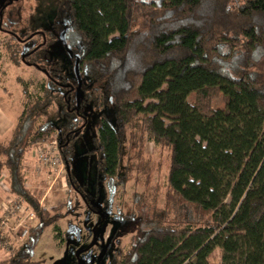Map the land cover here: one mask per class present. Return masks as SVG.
Instances as JSON below:
<instances>
[{
	"label": "trees",
	"instance_id": "trees-1",
	"mask_svg": "<svg viewBox=\"0 0 264 264\" xmlns=\"http://www.w3.org/2000/svg\"><path fill=\"white\" fill-rule=\"evenodd\" d=\"M56 19L80 55L82 91L97 109L116 111L114 124L102 118L97 147L88 152L105 155L111 194L125 144L137 146L141 159L147 136L170 159L164 211L136 215L139 234L112 264H210L216 249L222 264H264V0H59ZM10 38L14 62L19 55L31 63L22 41ZM61 76L53 78L66 82ZM52 89L43 88L46 98L35 106L24 103L10 142H0V179L7 170L9 192L35 211L21 142L57 140L55 122L46 118H68L61 157L69 168L79 132L64 93ZM220 95L224 107L213 109ZM67 178L78 189L72 174ZM135 202L151 207L143 196ZM38 213L28 249L0 264H42L32 250L47 227L58 231L62 216Z\"/></svg>",
	"mask_w": 264,
	"mask_h": 264
},
{
	"label": "rangeland",
	"instance_id": "rangeland-1",
	"mask_svg": "<svg viewBox=\"0 0 264 264\" xmlns=\"http://www.w3.org/2000/svg\"><path fill=\"white\" fill-rule=\"evenodd\" d=\"M10 2L11 0H0V14ZM58 8L59 0H19L5 12L4 30L0 31V96L5 94L7 113L13 119L14 126L18 124L24 103L35 106L38 99L46 98L43 88L53 87L52 90L63 93L60 85L58 87L60 78L50 77L54 72L53 68L59 69L55 77H60L59 72L61 71L68 79L74 78L75 73L73 62L59 41L51 44L47 60L39 62L38 67L20 62L19 55L17 59L19 63L16 64L17 61L14 62L16 59L10 50L12 44L10 37L13 35L8 36L5 33L6 29L15 31L17 38L24 40L23 45L29 48L28 50L35 48L43 42L41 34L36 32H56L54 22ZM27 33L32 37L31 40L25 41ZM50 38H53L49 39L50 41L55 39L53 36ZM85 81L90 89L89 79L85 78ZM60 84L68 83L61 82ZM25 92H27V98H25ZM83 94L88 97V92L83 91ZM85 96L83 112L87 120H82L78 125L84 124V129L74 144L71 172L87 200L97 208L101 204L104 205L106 210L110 211V215L103 221V216L93 213L81 194L69 184L66 164L58 148L60 138L56 140L58 134L54 135L55 140L39 141L29 147H26L28 140L24 139L21 146L27 151L24 157L25 184L30 194L37 200L39 211H35L25 199L9 192V174L5 170L3 172L5 177L0 179V191L9 194L12 200L20 202L26 209L25 216L32 213L35 219L27 220L26 227L29 231L26 239L20 238L23 230L18 232L19 238L8 234L2 237L3 231H0V241H2L0 261L14 255L17 249L26 248L31 231L39 223L38 212L40 211L47 210L50 216L59 214L62 216L58 223V231H55L54 227H47L34 250L33 261H39L42 264H112L115 255L127 249L139 234L140 223L137 220L139 215L144 214L142 217L147 219L156 212L164 211L165 183L170 166L168 152L156 146L146 136L147 142L140 159L137 146L130 143L125 144L122 170L114 179L118 186L114 188V194H111V184L108 179L103 180L106 167L105 155L101 152L91 154L88 152L97 147L96 138L102 118L105 117L114 124L116 111L113 106L106 107L103 111L93 109ZM194 98L193 95L190 102H193ZM211 105L213 109L223 108L222 96L213 99ZM58 109L59 105L54 104L51 111ZM46 119L54 121L55 126L63 120L58 113ZM46 119L40 118L36 122V129ZM26 120L27 118L23 119V128ZM57 131L60 132L58 128ZM11 137L4 143H9ZM39 147L45 154L58 158L59 163L56 166L41 163L36 152ZM138 195L145 197L151 207H138L135 202ZM7 203L8 201L5 205H8ZM68 203L73 210L72 213L67 209ZM67 211L70 212L69 216H67ZM10 241L13 248L5 245ZM221 258V250L216 249L209 258V262L210 264H222Z\"/></svg>",
	"mask_w": 264,
	"mask_h": 264
},
{
	"label": "flooded vegetation",
	"instance_id": "flooded-vegetation-1",
	"mask_svg": "<svg viewBox=\"0 0 264 264\" xmlns=\"http://www.w3.org/2000/svg\"><path fill=\"white\" fill-rule=\"evenodd\" d=\"M16 1H19V0H11L10 4H8L9 6H7V9H5L4 11V18H5V15L7 12V10L9 9L10 6H12L14 4V2ZM58 12V11H57ZM3 12L1 11V14H0V17L2 18L3 17ZM56 17H57V13H56ZM55 17V22H54V27L56 29V32L55 33H52L51 31H43V32H36V33H39L41 34L42 36V39H43V42L41 44H39V46H36L35 48H32L30 50H28L27 48H25V46L23 45L25 42L24 40H22V46H23V49H24V55L25 56H28L30 59H31V63H28L29 65H34L36 67H38L39 65V62H44V60H47V57H48V49L50 48L51 44L56 42V41H59L62 46L64 47V50L66 51V53L68 54V56L70 57V59L72 60L73 62V68H74V73H75V79L74 78H67V76L63 73V71H61V75L63 76V78L66 79V82L68 84H59L60 87L63 89V93L65 95V101H67L68 103V110L71 112L70 114L73 115V119L76 117V125L79 129V132L77 133V139L76 141L79 139V137L81 136L82 132H83V129H84V124H81V126H78L79 123H81L82 120L86 121L87 120V116L86 114L83 112V104H84V96L85 94H83V91H82V88H83V77H82V72H81V68H80V62H79V73H80V77H81V80H82V86H81V91L79 93V95H77V88L79 86L78 84V79H77V76H76V72H75V65H76V56L78 55L79 56V60H80V55L76 52H74V50H72L69 45H68V40H67V34H68V28L66 26V23H63L61 21H58ZM4 21V19H3ZM6 32L8 34H11L13 36H15L17 38V35L15 33V31H12V30H7L6 29ZM48 34H49V37H48ZM28 35L25 34V36ZM50 36H53L55 39L54 40H49V39H53V38H50ZM31 37L30 34L28 36H26L25 38V41H28V40H31ZM64 38L66 40V43L69 47V49L72 51V55H70L66 49V46H65V43L63 42V39ZM48 40V41H47ZM24 60V59H23ZM59 69H56V68H53L52 71H58ZM55 77L56 74H53L51 73V78L52 77ZM61 76V77H62ZM70 79H74V80H70ZM85 99L87 102H90L91 103V106L93 109H97L93 103L92 100H90L88 97L85 96ZM99 110V109H97ZM100 111H103V110H100ZM62 122H59V124H57V128L61 130V127L64 126L65 123H68L70 122V120L68 118H62ZM69 134L66 135L65 132H62V130L60 132H58V137L60 138L59 140V143H58V148H59V152L61 154V149L63 148V145L67 139V142L65 143V145H68V139H69ZM76 143V142H75ZM72 144V148H73V152H74V144ZM62 156V155H61ZM63 159V158H62ZM65 163V162H64ZM67 169V175L69 174H72L71 172V166L69 168H66ZM73 176V175H72ZM76 185H77V182H76ZM78 187V185H77ZM73 188V187H72ZM74 190H76L79 194H81V196L84 198L85 202L88 204L90 210L95 213V214H99V215H104L105 216V220L107 219L108 215H110V211H107L106 208L104 207V205L101 204V206L99 208L97 207H94L88 200L87 198L85 197L84 194L81 193V190L80 188L78 187V189H75L73 188ZM73 210H71V213H72ZM94 244H96V240H94ZM25 249H28V246L26 245V248ZM32 255H35V251L32 250Z\"/></svg>",
	"mask_w": 264,
	"mask_h": 264
},
{
	"label": "built area",
	"instance_id": "built-area-1",
	"mask_svg": "<svg viewBox=\"0 0 264 264\" xmlns=\"http://www.w3.org/2000/svg\"><path fill=\"white\" fill-rule=\"evenodd\" d=\"M36 152L39 161L44 165L56 166L59 163L58 158L45 154L41 147L37 148ZM25 213V207L17 200H11L8 205L0 207V231H3L2 237L7 234L11 237H18V232H22L23 230V234L20 238L26 239L29 231L26 227L27 220L35 219V215L31 213L30 215L25 216ZM24 224L25 226H23ZM0 245H2V241H0ZM5 245L13 248L11 241L9 244L6 243Z\"/></svg>",
	"mask_w": 264,
	"mask_h": 264
},
{
	"label": "crops",
	"instance_id": "crops-1",
	"mask_svg": "<svg viewBox=\"0 0 264 264\" xmlns=\"http://www.w3.org/2000/svg\"><path fill=\"white\" fill-rule=\"evenodd\" d=\"M4 93H6L5 90H4ZM4 95L5 94H2V96H0V142H3V143L8 138L10 139L12 132L15 128V126L13 124V119H11V117L8 116L7 108H6V101L4 100ZM10 115H11V112H10ZM4 177H5V174L2 178H4ZM1 197H3V198H1ZM11 200L12 199H11V196H9V194H5V193L0 191V204H1L0 207H3L6 203V201H8V203H9V201H11ZM1 254H2V252L0 250V255Z\"/></svg>",
	"mask_w": 264,
	"mask_h": 264
},
{
	"label": "water",
	"instance_id": "water-1",
	"mask_svg": "<svg viewBox=\"0 0 264 264\" xmlns=\"http://www.w3.org/2000/svg\"><path fill=\"white\" fill-rule=\"evenodd\" d=\"M62 39H63V42L65 43V46H66V49H67L68 53L70 55H72V51L69 49V47H68V45L66 43V40L64 38H62ZM76 59L77 60H76V65H75V72H76V76H77L78 84H79V86L77 88V95H79V93L81 91L82 80H81L80 73H79V56L78 55L76 56ZM102 216H103V221H104L105 220V216L104 215H102ZM59 262H62V261H59Z\"/></svg>",
	"mask_w": 264,
	"mask_h": 264
}]
</instances>
